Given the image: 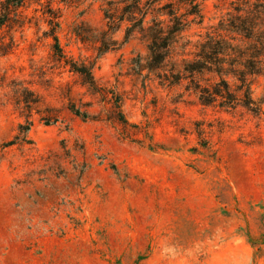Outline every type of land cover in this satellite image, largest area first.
I'll return each instance as SVG.
<instances>
[{
  "label": "rangeland",
  "instance_id": "obj_1",
  "mask_svg": "<svg viewBox=\"0 0 264 264\" xmlns=\"http://www.w3.org/2000/svg\"><path fill=\"white\" fill-rule=\"evenodd\" d=\"M119 1L25 0L0 16V264H264V78L260 119L160 85L133 70L145 40L126 42V23L113 35ZM236 1L195 0L176 68ZM53 16L93 88L55 56Z\"/></svg>",
  "mask_w": 264,
  "mask_h": 264
},
{
  "label": "trees",
  "instance_id": "obj_2",
  "mask_svg": "<svg viewBox=\"0 0 264 264\" xmlns=\"http://www.w3.org/2000/svg\"><path fill=\"white\" fill-rule=\"evenodd\" d=\"M24 3L25 0H1L0 16H9L25 6ZM116 15L113 35L126 23V42L135 35L146 42L145 63L141 64L140 59L134 61V71L146 70L167 88L183 87L184 92L193 95L204 108L224 112L240 108L258 119L263 115L251 87L254 78H264V0H237L233 11L219 23L215 32L206 37L190 59L183 58L178 68L174 50L182 44L185 32L202 20L195 0H120ZM57 20L53 16L49 22L55 56L93 88L90 70L76 67L61 54L56 36L58 24L54 23ZM3 25L0 21V28ZM108 28L110 30L111 25ZM1 52L4 56L8 50ZM19 131L24 141L29 127L20 126ZM13 144L10 142L8 146Z\"/></svg>",
  "mask_w": 264,
  "mask_h": 264
}]
</instances>
